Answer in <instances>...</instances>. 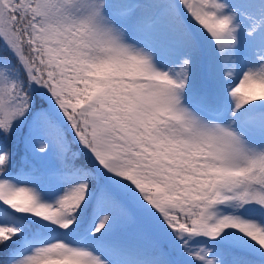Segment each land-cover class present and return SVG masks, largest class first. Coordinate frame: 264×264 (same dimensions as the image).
<instances>
[{
	"label": "snow or ice",
	"instance_id": "6c2138e0",
	"mask_svg": "<svg viewBox=\"0 0 264 264\" xmlns=\"http://www.w3.org/2000/svg\"><path fill=\"white\" fill-rule=\"evenodd\" d=\"M0 264H264V0H0Z\"/></svg>",
	"mask_w": 264,
	"mask_h": 264
},
{
	"label": "rangeland",
	"instance_id": "374dc122",
	"mask_svg": "<svg viewBox=\"0 0 264 264\" xmlns=\"http://www.w3.org/2000/svg\"><path fill=\"white\" fill-rule=\"evenodd\" d=\"M17 143L20 155L18 163L20 165L39 171L57 166L58 158L54 154L44 155L36 150L39 148V141L36 142L35 148L31 146L25 147V144L19 138Z\"/></svg>",
	"mask_w": 264,
	"mask_h": 264
}]
</instances>
